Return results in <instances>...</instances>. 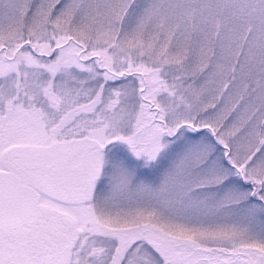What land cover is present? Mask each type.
I'll return each mask as SVG.
<instances>
[{
	"label": "snow or ice",
	"instance_id": "snow-or-ice-1",
	"mask_svg": "<svg viewBox=\"0 0 264 264\" xmlns=\"http://www.w3.org/2000/svg\"><path fill=\"white\" fill-rule=\"evenodd\" d=\"M0 264H264V0H0Z\"/></svg>",
	"mask_w": 264,
	"mask_h": 264
}]
</instances>
